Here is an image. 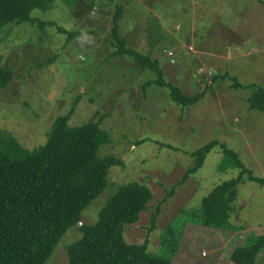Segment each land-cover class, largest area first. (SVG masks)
I'll return each instance as SVG.
<instances>
[{
    "label": "rangeland",
    "instance_id": "374dc122",
    "mask_svg": "<svg viewBox=\"0 0 264 264\" xmlns=\"http://www.w3.org/2000/svg\"><path fill=\"white\" fill-rule=\"evenodd\" d=\"M117 4L123 7L119 30L128 45L157 58L165 78L184 93L206 87L202 99L177 106L166 87L140 88L155 77L152 71L139 68L128 55H110L107 38ZM29 15L37 22L0 26V68L9 72L0 86V149L7 151L8 138L27 150L38 147L54 119L72 111L69 126L104 115L101 127L110 140L98 155L122 159L109 167L103 192L66 230L45 264H66L67 245L81 236L78 228L94 222L108 197L130 180L146 184L152 199L126 226V242L147 237L146 250L164 255L161 235L171 222L178 232L168 238L175 247L170 264H233L231 250L250 233H264V183L244 176L237 184L228 223L246 228L230 231L180 218L181 212L196 209L214 184L239 173L238 167H218L222 153L217 146L183 183L177 182L194 162L188 152L211 140L264 176V111L248 109L254 88L243 86H264L261 0H52ZM40 20L56 24L40 28ZM58 25L92 39L67 40ZM169 49L176 54L174 64L168 63ZM234 81L240 86L233 87ZM157 209L156 226L147 231ZM255 264H264L263 250Z\"/></svg>",
    "mask_w": 264,
    "mask_h": 264
},
{
    "label": "trees",
    "instance_id": "16d2710c",
    "mask_svg": "<svg viewBox=\"0 0 264 264\" xmlns=\"http://www.w3.org/2000/svg\"><path fill=\"white\" fill-rule=\"evenodd\" d=\"M51 1L0 0V26L24 21L36 23L38 19L31 17L30 11L34 8L44 10ZM261 2L264 4V0ZM122 14L123 7L117 4L107 38L113 48L110 55H128L136 66L154 73L155 77L140 88L150 84L166 87L171 101L185 108L202 99L206 87L193 95L184 93L181 87L165 78L164 68L157 58L128 45L119 30ZM47 24L56 23L38 21L40 28ZM57 29L66 33L67 40L83 32L69 31L60 25ZM166 57L169 64L176 63L175 52L174 63L167 54ZM8 79V70L0 68V86ZM233 84V87L240 86L237 81ZM243 86L254 88L248 98V109L264 111V86ZM71 114L72 111L54 119L46 141L31 150L21 147L13 138L4 140L7 151L0 149V264H45L66 230L81 220L82 211L103 192L109 167L122 164V159L114 155H98L100 146L110 140L109 132L101 127L104 115L97 121L69 126ZM214 146L222 153L218 167H238L239 173L214 184L201 198L199 206L181 212L180 218L222 230H241L246 227L237 228L228 223L235 209L232 202L237 196V184L244 176L263 184L264 176L246 167L232 149L211 140L188 152L194 162L184 169L177 183H183L196 171ZM173 189L174 186L168 195L173 194ZM150 199L152 191L142 182L130 180L119 185L99 209L97 219L78 228L81 236L67 245L66 264H170L175 247L169 245L168 238L171 236L173 240L178 232L175 224L169 222L161 235V245L166 250L164 255L146 250L147 237L140 243H128L124 237L126 226L138 220ZM158 215L159 209L150 215L147 231L156 226ZM262 250L264 233H250L243 245H236L231 250L230 259L233 264H255Z\"/></svg>",
    "mask_w": 264,
    "mask_h": 264
},
{
    "label": "built area",
    "instance_id": "2783aa9c",
    "mask_svg": "<svg viewBox=\"0 0 264 264\" xmlns=\"http://www.w3.org/2000/svg\"><path fill=\"white\" fill-rule=\"evenodd\" d=\"M167 56L170 58L171 62H175L173 50H168Z\"/></svg>",
    "mask_w": 264,
    "mask_h": 264
},
{
    "label": "clouds",
    "instance_id": "9594fccd",
    "mask_svg": "<svg viewBox=\"0 0 264 264\" xmlns=\"http://www.w3.org/2000/svg\"><path fill=\"white\" fill-rule=\"evenodd\" d=\"M81 36H82V37H85L89 42H90L91 39H92L91 37H88L86 33H83V32L81 33ZM78 39H79V38H78ZM81 58H83V57H81Z\"/></svg>",
    "mask_w": 264,
    "mask_h": 264
},
{
    "label": "water",
    "instance_id": "95a60500",
    "mask_svg": "<svg viewBox=\"0 0 264 264\" xmlns=\"http://www.w3.org/2000/svg\"><path fill=\"white\" fill-rule=\"evenodd\" d=\"M79 222V221H78ZM76 224H78V223H76Z\"/></svg>",
    "mask_w": 264,
    "mask_h": 264
}]
</instances>
